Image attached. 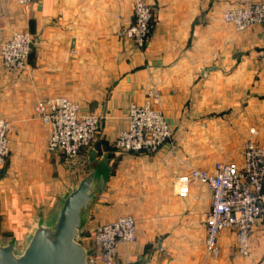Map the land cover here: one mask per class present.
Here are the masks:
<instances>
[{
  "label": "crops",
  "instance_id": "obj_1",
  "mask_svg": "<svg viewBox=\"0 0 264 264\" xmlns=\"http://www.w3.org/2000/svg\"><path fill=\"white\" fill-rule=\"evenodd\" d=\"M148 1L157 19L142 52L124 35L133 0H0V45L15 31L34 38L26 68H7L0 56V117L12 126L0 170V241L27 242L96 168L106 185L86 208L80 240L89 245L98 225L132 214L138 240L119 245L117 264H264L262 223L247 257L226 229L214 259L204 244L211 191L193 182L187 197L177 192L179 175L212 171L220 159L203 146H224L241 161L236 152L252 128L264 145V34L259 25L238 30L225 21L237 0ZM153 89L174 138L155 152H119L113 141L128 125L130 103H145ZM57 95L106 115L92 146L72 160L48 149L50 126L34 110L38 99Z\"/></svg>",
  "mask_w": 264,
  "mask_h": 264
},
{
  "label": "built area",
  "instance_id": "obj_2",
  "mask_svg": "<svg viewBox=\"0 0 264 264\" xmlns=\"http://www.w3.org/2000/svg\"><path fill=\"white\" fill-rule=\"evenodd\" d=\"M26 5L34 0H14ZM153 12L146 0H135V19L126 29L127 37L144 47L151 33ZM225 21L236 29L244 30L259 25L264 34V0H237L224 13ZM33 36L28 31H15L0 45L3 66L24 69L28 66ZM264 59V52H263ZM159 93L153 89L143 104L131 102L128 110V127L118 132L114 146L127 152H155L172 135L171 125L161 109L153 106ZM39 119L50 126L48 149L62 154L68 160L91 147L97 137L104 115L83 112L79 102L66 95L40 98L34 105ZM11 122L0 117V170L10 154L9 134ZM257 131L245 139L242 161H217L212 171L192 167L177 177V192L187 197L193 182L207 186L211 191V207L203 213L206 234L205 252L216 258L220 252L219 237L223 230L236 233L237 249L242 255L250 251V235L256 223L264 225V145L257 142ZM91 244L79 241L90 250L88 264H117V251L122 243L138 240L136 220L124 214L98 225L91 233Z\"/></svg>",
  "mask_w": 264,
  "mask_h": 264
},
{
  "label": "water",
  "instance_id": "obj_3",
  "mask_svg": "<svg viewBox=\"0 0 264 264\" xmlns=\"http://www.w3.org/2000/svg\"><path fill=\"white\" fill-rule=\"evenodd\" d=\"M105 185L94 168L68 189L54 220L35 227L21 253L13 242H0V264H88L90 250L79 241L80 230L89 202Z\"/></svg>",
  "mask_w": 264,
  "mask_h": 264
},
{
  "label": "rangeland",
  "instance_id": "obj_4",
  "mask_svg": "<svg viewBox=\"0 0 264 264\" xmlns=\"http://www.w3.org/2000/svg\"><path fill=\"white\" fill-rule=\"evenodd\" d=\"M146 2L148 3V4H150L151 5V7H152V12H153V19H152V27H151V32H152V30L154 29V25H155V23H156V19H157V17H156V10H155V7H154V5H153V3H151V2H149L148 0H146ZM134 19H135V0H133V19H132V21L129 23V25L125 28V30H124V35H125V37H127L126 36V34H125V31H126V29L132 24V22L134 21ZM29 32V31H28ZM30 33V32H29ZM31 34V33H30ZM32 35V34H31ZM150 35H151V33H150ZM150 35H149V37H150ZM149 37H148V39H149ZM127 38H129V37H127ZM129 39H131V38H129ZM148 39L146 40V42H145V45H146V43H147V41H148ZM133 40V39H132ZM134 41V40H133ZM135 42V41H134ZM33 44H34V38H33ZM137 45V44H136ZM145 45H144V47H139L138 45H137V47L143 52V50H144V48H145ZM32 48H33V46H32ZM32 52V51H31ZM31 55V54H30ZM262 58H263V54H262ZM263 61H264V59H263ZM156 90V89H155ZM93 113V112H92ZM98 114V113H97ZM99 115H104V117H103V119L106 117V115L105 114H99ZM103 119L101 120V122H100V125L102 124V121H103ZM127 127H128V125H127ZM126 127V128H127ZM125 128V129H126ZM118 134V133H117ZM97 135H98V133H97ZM172 135H173V137L171 138V139H173L174 138V133H173V130H172ZM116 138H117V135H116V137H115V139H114V141H113V146H114V143H115V140H116ZM177 138H180V140L183 138L181 135L180 136H178ZM170 139V140H171ZM96 140V139H95ZM94 140V141H95ZM244 140H245V138H244ZM244 140H243V142H244ZM208 143H210V142H213V141H217L215 138H209L208 140ZM243 142H242V144L239 146V148H238V150H237V152H236V155L238 154V155H240V153H241V156H242V147H243ZM94 143V142H93ZM92 143V144H93ZM92 146V145H91ZM114 148H115V146H114ZM116 150H118L117 148H115ZM202 150L203 151H209V152H213L214 151V153L215 152H218L220 155H221V157H220V159H218V160H215V162L212 164L213 166L215 165V163L217 162V161H222V160H230V159H233L232 158V154H229V153H227V154H225V150H226V147H224V146H210V145H207V146H203L202 147ZM119 152H122V153H126V154H132V153H141V152H135V151H132V152H127V151H122V150H118ZM60 155H62V154H60ZM62 156H64V155H62ZM65 157V156H64ZM66 158V157H65ZM235 160V159H234ZM236 161V160H235ZM237 161L238 162H241L242 161V159H241V161H239V159H237ZM202 165H204L205 164V162H202L201 163ZM5 166H7V164L5 165ZM199 167H204V166H199ZM211 207V206H210ZM209 207V208H210ZM208 208V209H209ZM207 209V210H208ZM230 229V228H229ZM226 230V229H225ZM231 230H233V229H231ZM224 231V230H223ZM223 231H222V233H223ZM234 231V230H233ZM235 232V231H234ZM221 233V234H222ZM221 234H220V237H221ZM236 234V233H235ZM251 236V235H250ZM220 237H219V239H220ZM83 240V239H82ZM1 242V241H0ZM83 243H86L87 241H82ZM2 244H7L6 242L4 243V242H1ZM89 243V242H88ZM88 243H86V244H88ZM236 243H237V241H236ZM15 244V247H16V251H17V253H21L22 251H23V249H24V247L26 246V244H27V242H17V243H14ZM91 244V243H90ZM89 244V245H90ZM220 248H221V252H220V254L216 257V258H214V259H219L222 255V253H223V249H222V246H220ZM236 251H237V253H238V255H241V256H246L247 257V255L249 254H247V255H242L239 251H238V249H237V244H236ZM99 264H103V263H99Z\"/></svg>",
  "mask_w": 264,
  "mask_h": 264
},
{
  "label": "trees",
  "instance_id": "obj_5",
  "mask_svg": "<svg viewBox=\"0 0 264 264\" xmlns=\"http://www.w3.org/2000/svg\"><path fill=\"white\" fill-rule=\"evenodd\" d=\"M8 162V161H7ZM7 164V163H6Z\"/></svg>",
  "mask_w": 264,
  "mask_h": 264
}]
</instances>
